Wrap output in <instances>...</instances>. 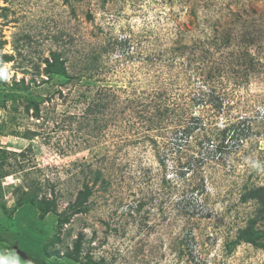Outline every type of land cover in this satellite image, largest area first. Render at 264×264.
Wrapping results in <instances>:
<instances>
[{
	"label": "rangeland",
	"instance_id": "obj_1",
	"mask_svg": "<svg viewBox=\"0 0 264 264\" xmlns=\"http://www.w3.org/2000/svg\"><path fill=\"white\" fill-rule=\"evenodd\" d=\"M52 54L70 81H48ZM233 126L246 139L219 151ZM0 156V237H58L54 263L82 264L63 256L82 235L85 263L264 264L227 247L264 186V0H0ZM86 185L89 211L58 227ZM16 245L0 264H27Z\"/></svg>",
	"mask_w": 264,
	"mask_h": 264
},
{
	"label": "trees",
	"instance_id": "obj_2",
	"mask_svg": "<svg viewBox=\"0 0 264 264\" xmlns=\"http://www.w3.org/2000/svg\"><path fill=\"white\" fill-rule=\"evenodd\" d=\"M10 57L4 56V60L6 62H11ZM46 68L45 73L48 76V81L53 82L55 78H62V80L70 81L71 78L67 74V70L65 68V63L61 60V57L57 54H52L51 59L45 60ZM24 83V82H22ZM217 107H221L223 103H219ZM30 110H33L36 117L39 116V104L35 101L29 103L26 107V112L29 113ZM191 130H187L182 135V139H187L191 135ZM240 132V134H239ZM245 129L240 130L239 127L228 128L223 131V140L218 146L219 151H223L227 149L232 139H236L239 143L240 141H244L246 139ZM2 156H0V161ZM85 189L78 193L75 202L69 205L68 209L65 212H62L58 215L57 225L58 227L62 228L65 225L70 223L71 217L78 214L87 213L89 211L88 202L90 197L93 195L92 189L89 186H85ZM240 201L244 204L255 201L258 203L259 208L256 214V217L249 219L247 226L245 228L239 229V233L237 238L234 241H231L227 244L229 252L234 250L236 245L246 242L252 244L257 248L264 247L261 240L263 239L262 232L258 231L257 225L262 220L264 221V186H246L243 192L240 195ZM33 197H30V194L23 193L22 199L18 202V207H33L39 206L40 210V219H45L50 214H58L57 213V203L54 200H47L46 198L42 197L40 202H37L36 205L34 204ZM34 204V206H33ZM19 232H11L6 237H0V243L5 245L6 248L13 249L16 245L17 250L22 249L24 254L27 257V264H62V263H54L51 261V257L59 256L58 253H51L49 252V247L53 246L55 243L59 242L60 239L54 238V241L45 243L42 240L43 235L42 231H38L37 227L32 228L30 231H24L22 229L18 230ZM83 240L84 237L79 235L76 242L73 245V249L67 250V252L63 255L67 259L72 260L76 263L82 264H96V263H88L89 257L86 259V263L82 262L81 255L83 253ZM45 243V244H44ZM32 246L34 248H32ZM17 255V254H16ZM19 256V255H17ZM86 257V256H85Z\"/></svg>",
	"mask_w": 264,
	"mask_h": 264
}]
</instances>
